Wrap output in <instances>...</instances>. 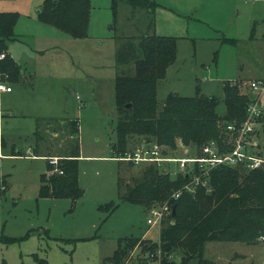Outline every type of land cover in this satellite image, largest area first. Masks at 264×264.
I'll use <instances>...</instances> for the list:
<instances>
[{
    "label": "rangeland",
    "instance_id": "374dc122",
    "mask_svg": "<svg viewBox=\"0 0 264 264\" xmlns=\"http://www.w3.org/2000/svg\"><path fill=\"white\" fill-rule=\"evenodd\" d=\"M90 1L88 33L77 37L39 18L44 0H0V10L19 13L17 40L9 43V51L22 70L14 85L2 75L13 91L0 93V177L8 181L0 194V264H38L36 253L48 264H109L125 237L140 238L126 264H160L164 254L159 248L153 254L149 245L159 241L163 221L149 224L147 217L151 207H162L171 196L148 207L123 201L124 182L133 183L147 163L118 159L119 153L111 157L109 145L118 117V37H138L148 13H133L126 0H119L114 18L111 0ZM156 1L154 31L178 38L177 57L158 82L159 110L169 93L194 95L197 86L201 94L220 98V114L225 112V83L243 80L241 91L257 95L250 84L264 79V0ZM257 92L264 105V90ZM223 128L221 123V135ZM252 136L253 149L264 156V113ZM37 141L40 152L56 154L54 164L46 156H34ZM131 141L132 150L152 142ZM176 143V148L160 146L175 156L195 152L194 143L179 138ZM78 151V182L84 193L77 199L42 194L41 174L61 173V155ZM162 166L171 176L179 169L176 162ZM111 201L117 204L113 210L106 206ZM172 211L170 204L165 218ZM168 255L174 264H198V259L182 261L181 249ZM203 255V264H264V240L207 241Z\"/></svg>",
    "mask_w": 264,
    "mask_h": 264
},
{
    "label": "trees",
    "instance_id": "16d2710c",
    "mask_svg": "<svg viewBox=\"0 0 264 264\" xmlns=\"http://www.w3.org/2000/svg\"><path fill=\"white\" fill-rule=\"evenodd\" d=\"M111 1L116 18L119 0ZM126 1L133 13L137 9H144L148 13V20L146 29L138 37H118L114 84L118 117L114 127L115 139L110 142L114 152L111 157L131 150L129 146L133 138H145L175 148L177 138L188 145L194 143L196 147L207 142L226 145L228 133L223 128L226 135L223 132L220 134L221 123L222 126L228 122L240 125L246 119L248 106L256 94L241 91L243 80H237L234 84L225 83V112L220 114V98L201 94V88L197 86L194 95L169 93L163 109L159 110L158 82L166 77L168 67L177 57L178 38L154 31L156 0ZM91 10L90 0H44L38 9V16L42 21L80 37L88 33ZM18 17L17 11L0 10V56L3 54L0 57V73L13 84L20 82L22 77L21 64L9 51V43L17 40L15 26ZM130 63H133L132 68L128 66ZM73 127L76 132V120ZM35 136L36 139L40 137L38 129ZM38 146L37 141L34 146L36 155H45L48 159L56 156L53 152L38 153ZM79 151L61 155L62 173L41 174L42 194L77 199L84 193L78 182ZM190 173L191 168H188L186 172L171 176L162 170L161 165L150 163L140 171L138 177H134L133 183L123 181V201L148 207L171 196V206H176L175 212L172 211L163 220L159 241L149 244L153 254L158 248L164 253L159 257L160 264H174L168 254L176 249L182 250V261L198 259V264H203L207 241L254 243L264 240V168L220 165L211 170L208 186L199 185L194 192L183 190L178 198H172V193L190 181ZM7 188V178L1 176L0 194ZM106 206L113 210L117 204L111 201ZM103 207L100 205V208ZM138 241L139 237L120 239L107 263L126 264L130 249ZM34 257L38 264H48L37 253ZM3 264L8 263L4 261Z\"/></svg>",
    "mask_w": 264,
    "mask_h": 264
},
{
    "label": "built area",
    "instance_id": "2783aa9c",
    "mask_svg": "<svg viewBox=\"0 0 264 264\" xmlns=\"http://www.w3.org/2000/svg\"><path fill=\"white\" fill-rule=\"evenodd\" d=\"M3 57V54L0 56ZM0 73V93L11 91L12 86L2 80ZM251 88L257 93L248 106L247 117L236 125L228 122L225 126L228 133L224 146H220L216 142H207L200 147L195 148L193 155L175 156L165 149L161 148L157 142H147L140 148H133L120 157L134 164L156 163L165 165L167 163L176 162L178 164V172H186L191 168V179L182 189L173 193L172 198H178L183 190L194 192L199 185L208 186V177L213 168L220 165L242 166L247 169L264 168V156L260 150L253 149L254 141L252 133L254 132L255 122L264 113V105L260 100L258 90H264V79L252 80ZM1 106V105H0ZM50 157V162L54 164L57 160ZM163 168V166H162ZM61 173L62 169H58ZM170 201L165 202L162 207H151L147 217L149 224H162L165 216L170 212ZM172 207V206H171Z\"/></svg>",
    "mask_w": 264,
    "mask_h": 264
},
{
    "label": "crops",
    "instance_id": "0c3cea01",
    "mask_svg": "<svg viewBox=\"0 0 264 264\" xmlns=\"http://www.w3.org/2000/svg\"><path fill=\"white\" fill-rule=\"evenodd\" d=\"M11 53V52H10ZM12 54V53H11ZM13 56V55H12ZM14 57V56H13ZM15 58V57H14ZM16 59V58H15ZM17 60V59H16ZM26 71H24V73H23V76L25 77V78H29L30 76V74L29 75H27L26 73H25ZM14 85V84H13ZM13 85H11L12 86V90L11 91H4V92H9V93H11L12 91H13ZM80 104H83L82 102H80ZM2 138H4L3 136H2ZM2 140V139H1ZM1 140H0V145L3 147V143L1 142ZM110 146H111V144H109ZM35 146V145H34ZM39 147V146H38ZM34 149V148H33ZM35 150V149H34ZM36 150H38V149H36ZM38 153H43V152H40V150L38 151ZM10 154H13V155H20V154H18V153H13V151H12V153H10ZM35 155L34 156H36V153H34ZM261 154H262V152H261ZM53 155H56L55 153H53ZM57 155H60V154H57ZM263 155V154H262ZM38 156V155H37ZM39 156H45V155H41V154H39ZM47 158V157H46ZM48 159V158H47ZM230 242V241H229ZM233 242H237V241H233ZM240 242V241H239Z\"/></svg>",
    "mask_w": 264,
    "mask_h": 264
},
{
    "label": "water",
    "instance_id": "95a60500",
    "mask_svg": "<svg viewBox=\"0 0 264 264\" xmlns=\"http://www.w3.org/2000/svg\"><path fill=\"white\" fill-rule=\"evenodd\" d=\"M127 106H129V104H127ZM189 174V173H188ZM188 174H187V176H188ZM175 205H174V207H173V213L175 212Z\"/></svg>",
    "mask_w": 264,
    "mask_h": 264
}]
</instances>
